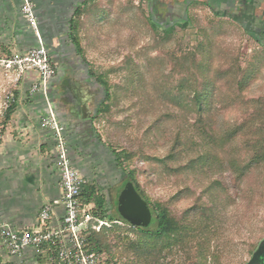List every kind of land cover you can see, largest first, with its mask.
Returning <instances> with one entry per match:
<instances>
[{
    "label": "rangeland",
    "instance_id": "1",
    "mask_svg": "<svg viewBox=\"0 0 264 264\" xmlns=\"http://www.w3.org/2000/svg\"><path fill=\"white\" fill-rule=\"evenodd\" d=\"M209 1L79 0L82 13L77 16L76 31L84 58L70 37V20L78 5L58 7L59 20L52 25L40 17L33 0L36 20L30 21L22 1V14L36 42L23 53L0 52V77L6 78V83L0 81L5 96L0 100V116L29 70H37L42 82L41 71L26 59L43 43L55 69L47 89L71 64L75 74L66 76L86 78V93L97 96L101 106L106 92L97 76L103 75L110 85L109 108L97 114L109 154L97 166L95 176L116 216L120 217L118 198L128 176L118 167L112 147L132 153L126 167L136 171L134 180L150 200L170 201L186 189L172 205L179 214L198 202L201 194L204 202L213 204L217 195L203 190L214 180L222 178L230 186L246 187L247 178L237 183L232 170V160L250 156L243 137L218 148L223 166L216 165L207 174L185 167L209 147L205 132L222 137L231 126L245 123L255 134L254 127L264 120V0H247L248 6L246 0H230V4L218 7L208 5ZM246 7L248 14L243 15ZM152 19L159 28L152 26ZM185 19L190 22L187 28L180 24ZM47 23L51 28L45 29ZM176 23V30L167 36L163 28ZM52 33L56 35L53 44L48 42ZM245 75L251 77L242 85ZM207 82L211 85L210 102L204 121L209 127L203 129L205 122L198 121L195 106L187 104ZM177 138L183 141L182 154L167 166L161 160L170 154ZM253 180V200L248 194L245 198L243 193L239 195L237 187L231 190L232 198L222 189L217 201L221 210L206 238L210 250L220 254V261L214 263L210 258L208 264H246L264 239V164ZM195 254L190 259L189 253L181 250L176 259L158 264H199Z\"/></svg>",
    "mask_w": 264,
    "mask_h": 264
},
{
    "label": "crops",
    "instance_id": "2",
    "mask_svg": "<svg viewBox=\"0 0 264 264\" xmlns=\"http://www.w3.org/2000/svg\"><path fill=\"white\" fill-rule=\"evenodd\" d=\"M33 2L40 17L52 25L59 20L57 14L61 11L58 7L70 4L80 6L79 0ZM244 3L248 6L247 0ZM21 5V0H0V52L6 51L11 55L23 53L36 42L35 34L22 14ZM247 8L243 15L247 13ZM45 26V29L51 28L48 23ZM55 37L52 33L48 42L53 44ZM66 68V74L59 73L51 80L47 90L42 87L38 71L29 70L9 97L11 103L8 108L12 105L11 111L7 108L0 116L4 129V137L0 140V226L8 225L21 233L64 230L63 206L56 207L46 224L40 218L44 205L63 195L57 138L47 123L52 112L65 127L74 166L87 181L100 186L95 176L97 166L102 165L109 154L97 122L102 104L97 101V96L86 93L83 86L86 78L66 76L67 73L75 74L72 64ZM0 81L6 83V78L1 75ZM4 99L1 89L0 100ZM61 234L69 239L68 232ZM58 248L55 240H49L13 254L5 241L0 239V264H60L57 260Z\"/></svg>",
    "mask_w": 264,
    "mask_h": 264
},
{
    "label": "trees",
    "instance_id": "3",
    "mask_svg": "<svg viewBox=\"0 0 264 264\" xmlns=\"http://www.w3.org/2000/svg\"><path fill=\"white\" fill-rule=\"evenodd\" d=\"M225 3L230 4L231 2L227 0V2L220 1L216 3V1L211 0L208 5L218 7L219 5H226ZM81 13L82 6H78L70 20V37L76 45L77 52L84 58V50L76 31V19ZM188 19L180 23L181 27H189L190 22ZM151 24L155 29L159 28V25L153 19ZM177 26L176 23L163 28V30L169 36L176 30ZM91 72L94 75L92 70ZM250 77L251 75L249 77L245 75L240 83L243 85ZM97 79L106 92L105 101L98 112L101 114L109 108L108 100L111 98V93L110 85L104 79V76L99 75ZM210 88L211 85L207 82L187 104L188 107L195 106L198 111V121L205 122L202 123V127L204 125L203 129L209 127L208 122L204 121V111L210 102L208 96ZM11 106L8 108L9 111L12 109ZM254 130L256 131L255 134L253 130L246 129V124L242 123L231 126L222 137H218L210 131L205 132V139L208 140L209 147L198 156L191 158L185 167H192L198 172L207 174L213 171L216 165L223 166V159L218 153V148L225 146L226 143H230L238 136L243 137L251 153L247 159L242 161L232 160V170L237 183H241L244 178H247L248 184L246 187H238V184L230 186L222 178L214 180L206 190H203V193H209L211 196L215 193L218 197L215 202L211 205L207 204L203 201L201 194L198 202L187 207L180 214L174 212L172 205L184 196L186 189L180 190L170 201L150 200L146 192L134 180L136 171L126 167V162L132 158V153L125 149L118 151L112 147L118 167L122 168L128 176L126 183L132 179L140 194L149 202L153 219L148 227H142L134 226L121 215L120 217L116 216L110 205L107 192L101 186L87 181L82 188L81 200L83 205H91L89 211L94 220L83 231L85 249L89 252L96 251L102 264H122L126 261L128 264H158L169 258L171 260L176 259L181 250L188 252L190 259L193 258V252L195 251L194 257L199 264H208L210 258L214 260V263L219 262L220 254L211 251L207 245V233L212 231V226L215 225L213 223H215L218 212L221 210L217 201L222 194V189L228 193L229 198H232L231 190L237 187L239 195L243 193L242 197L245 198L248 194V199L253 200L256 192L253 175L264 164V120L260 126L254 127ZM182 147L183 141L177 138L170 154L161 162L168 166V162L177 160L182 154ZM98 220L106 221L108 224H104L100 230H97L93 225Z\"/></svg>",
    "mask_w": 264,
    "mask_h": 264
},
{
    "label": "built area",
    "instance_id": "4",
    "mask_svg": "<svg viewBox=\"0 0 264 264\" xmlns=\"http://www.w3.org/2000/svg\"><path fill=\"white\" fill-rule=\"evenodd\" d=\"M23 1V11L29 20L35 23L36 16L31 0ZM27 61L37 67L42 73V87L47 89L48 81L55 75L51 58L43 43L33 50ZM9 107V102L6 103ZM47 123L55 131L57 138L58 164L61 171V185L63 195L44 205L40 218L46 224L52 217L57 206L64 207V230L50 232H18L8 225L0 226V239L4 240L13 254L20 253L24 248L39 246L45 241L55 240L58 243L57 260L60 264H102L96 251L89 252L84 247L83 231L94 220L90 213L91 205H83L81 192L87 182L84 175L74 166L69 155L65 127L52 112ZM4 137V129L0 124V140ZM108 222L98 220L93 227L97 230ZM62 232L69 233V239L62 236Z\"/></svg>",
    "mask_w": 264,
    "mask_h": 264
},
{
    "label": "water",
    "instance_id": "5",
    "mask_svg": "<svg viewBox=\"0 0 264 264\" xmlns=\"http://www.w3.org/2000/svg\"><path fill=\"white\" fill-rule=\"evenodd\" d=\"M120 215L134 226L148 227L153 219L149 202L140 194L132 180H129L118 198Z\"/></svg>",
    "mask_w": 264,
    "mask_h": 264
},
{
    "label": "flooded vegetation",
    "instance_id": "6",
    "mask_svg": "<svg viewBox=\"0 0 264 264\" xmlns=\"http://www.w3.org/2000/svg\"><path fill=\"white\" fill-rule=\"evenodd\" d=\"M246 264H264V239L259 242L252 258Z\"/></svg>",
    "mask_w": 264,
    "mask_h": 264
}]
</instances>
